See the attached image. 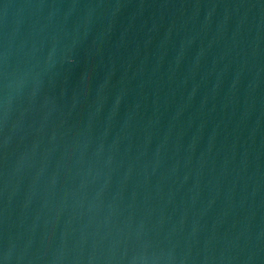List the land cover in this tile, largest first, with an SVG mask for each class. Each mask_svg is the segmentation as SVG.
<instances>
[{"label":"water","instance_id":"obj_1","mask_svg":"<svg viewBox=\"0 0 264 264\" xmlns=\"http://www.w3.org/2000/svg\"><path fill=\"white\" fill-rule=\"evenodd\" d=\"M0 264H264V0H0Z\"/></svg>","mask_w":264,"mask_h":264}]
</instances>
